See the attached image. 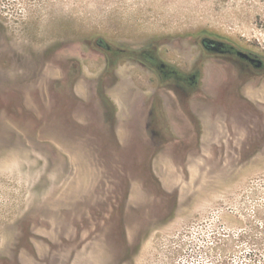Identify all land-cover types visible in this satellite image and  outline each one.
Instances as JSON below:
<instances>
[{"label": "rangeland", "instance_id": "1", "mask_svg": "<svg viewBox=\"0 0 264 264\" xmlns=\"http://www.w3.org/2000/svg\"><path fill=\"white\" fill-rule=\"evenodd\" d=\"M0 264H264V0H0Z\"/></svg>", "mask_w": 264, "mask_h": 264}, {"label": "flooded vegetation", "instance_id": "2", "mask_svg": "<svg viewBox=\"0 0 264 264\" xmlns=\"http://www.w3.org/2000/svg\"><path fill=\"white\" fill-rule=\"evenodd\" d=\"M101 44H103L102 41H100ZM201 44L203 46V49L205 51L209 52H215L218 53L219 55H222L224 57L230 58L232 56H236L237 58L241 59L242 61L247 62L250 66L256 67V68H262L263 67V61L257 58L254 54L245 52L243 50H240L237 48L235 44H232L229 41L223 40V39H218L217 37H204L201 40ZM108 50H111L110 47H107ZM245 52L248 55H242L240 52ZM121 52V51H118ZM123 52V51H122ZM153 58V57H152ZM163 71L168 73L175 72L174 70H166L167 67L166 65H162ZM170 75V74H168ZM186 83H189L192 86L197 83L196 79V74H194L191 78L186 80ZM184 81L182 80L181 83L183 84L182 86H185L186 84L183 83ZM187 87V86H186Z\"/></svg>", "mask_w": 264, "mask_h": 264}, {"label": "crops", "instance_id": "3", "mask_svg": "<svg viewBox=\"0 0 264 264\" xmlns=\"http://www.w3.org/2000/svg\"><path fill=\"white\" fill-rule=\"evenodd\" d=\"M135 133V132H134ZM131 133H128L127 135H130ZM116 135L118 136V138L122 141L123 140V136L125 135V132L123 129L119 128L117 131H116ZM123 142V141H122Z\"/></svg>", "mask_w": 264, "mask_h": 264}, {"label": "water", "instance_id": "4", "mask_svg": "<svg viewBox=\"0 0 264 264\" xmlns=\"http://www.w3.org/2000/svg\"><path fill=\"white\" fill-rule=\"evenodd\" d=\"M240 54H242V55H244V56H245V55H248L247 53L242 52V51L240 52Z\"/></svg>", "mask_w": 264, "mask_h": 264}]
</instances>
